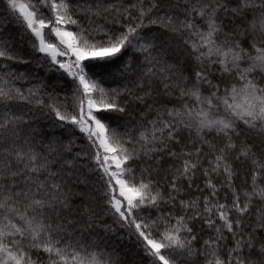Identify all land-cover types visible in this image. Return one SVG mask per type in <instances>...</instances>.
<instances>
[{
  "label": "snow or ice",
  "instance_id": "snow-or-ice-1",
  "mask_svg": "<svg viewBox=\"0 0 264 264\" xmlns=\"http://www.w3.org/2000/svg\"><path fill=\"white\" fill-rule=\"evenodd\" d=\"M0 264H264V0H0Z\"/></svg>",
  "mask_w": 264,
  "mask_h": 264
}]
</instances>
